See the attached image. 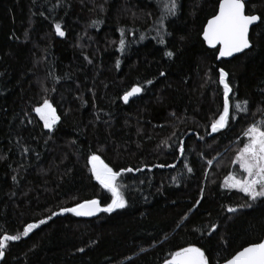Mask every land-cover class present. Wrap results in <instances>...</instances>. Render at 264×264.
<instances>
[{"label":"trees","instance_id":"1","mask_svg":"<svg viewBox=\"0 0 264 264\" xmlns=\"http://www.w3.org/2000/svg\"><path fill=\"white\" fill-rule=\"evenodd\" d=\"M220 2L176 0L173 15L169 0H0V239L46 221L12 241L2 264H163L188 247L219 264L261 242L264 199L224 182L239 170L244 131L264 120V0L246 3L261 20L251 49L230 60L202 38ZM221 69L230 105L248 111L231 107L212 133ZM134 86L141 96L125 103ZM44 99L61 117L51 131L34 111ZM92 155L120 173L127 207L65 212L112 202Z\"/></svg>","mask_w":264,"mask_h":264},{"label":"snow or ice","instance_id":"2","mask_svg":"<svg viewBox=\"0 0 264 264\" xmlns=\"http://www.w3.org/2000/svg\"><path fill=\"white\" fill-rule=\"evenodd\" d=\"M165 7L169 14L174 15L177 7L176 0H169V3ZM260 20L261 17L258 15L245 14L244 0H221L218 14L207 22V27L203 32V39L210 47L215 48L217 45H221L219 56L229 57L251 46L249 42L250 26ZM55 31L60 36L64 35L59 23L55 25ZM161 43H163V40H161ZM123 49L124 40L121 39L120 50L123 51ZM166 55L172 57L174 54L167 52ZM160 75L163 76L164 73L162 72ZM227 75L221 69L220 82L224 85L223 110L219 118L211 123L212 133L220 132L228 126L231 107H234L237 112L247 113L248 111L247 101L236 103L234 106L230 105L229 93H231L232 89L225 82ZM148 83L151 84L152 81H148ZM141 91V87H133L123 96L124 102L127 103L129 97ZM34 111L43 121L44 127L50 131L60 119L56 114V109L48 99H44L42 105L36 107ZM243 135L247 137V142L239 149V154L235 157L234 163L239 166L244 175L240 178H237L236 175H229L224 183L226 187L235 188L244 193L252 201L264 199V120L254 122L251 126L247 127ZM179 151L181 154L185 151L182 143L179 146ZM90 163L92 164V172L96 180L111 192L112 202L106 207H101L100 201L93 199L78 204L76 207L64 209L63 211L72 212L76 216H92L98 211L111 213L117 209L127 207V201L116 183L120 173L113 171L112 168L104 164L99 156L92 155ZM157 167H164V165H157ZM170 167H174V165H170ZM127 171L131 172L133 170L129 168ZM188 171L191 172L192 169L188 168ZM202 198L203 192H201ZM228 211L235 212L237 209L228 208ZM56 215H59V213ZM44 223L46 221L41 220L39 224L27 225L20 235H4L0 239V259L4 258L5 249L8 247L9 242L20 240L21 235L28 236L31 230L38 228ZM215 230L216 228L213 227L212 231L214 232ZM80 251H83V249H80ZM165 264H208V259L200 248L188 247L176 252ZM226 264H264V242H258L249 247H245L231 259H228Z\"/></svg>","mask_w":264,"mask_h":264},{"label":"water","instance_id":"3","mask_svg":"<svg viewBox=\"0 0 264 264\" xmlns=\"http://www.w3.org/2000/svg\"><path fill=\"white\" fill-rule=\"evenodd\" d=\"M250 0H244V3H245V14H247V11H246V3L247 2H249ZM221 3V2H220ZM219 3V4H220ZM218 11H219V6H218ZM218 11H217V13H216V15L218 14ZM255 15H257V14H255ZM259 16V15H258ZM213 18V17H212ZM212 18H210V19H212ZM209 19V20H210ZM208 20V21H209ZM259 22L260 21H258L257 23H255V24H253L252 26H250V29H249V42H250V47L249 48H247V49H245L244 51H242V52H238V53H234L232 56H229V57H220L219 56V54H218V60H230V59H233L234 57H236V56H238V55H241V54H243L244 52H246V51H248L249 49H251V47H252V43H251V40H250V34H251V30H252V28L254 27V26H256L257 24H259ZM206 27H207V23H206V25H205V28H204V30L206 29ZM204 32V31H203ZM202 38H203V35H202ZM204 40V39H203ZM205 41V40H204ZM205 43H206V46L209 48V49H217V48H221V45H217L215 48H213V47H210L208 44H207V42L205 41ZM134 87H137V86H134ZM133 88V87H132ZM131 88V89H132ZM131 89H129L127 92H129ZM126 92V93H127ZM125 93V94H126ZM124 94V95H125ZM141 94H142V91L140 92V93H138V94H136V95H134V96H131V97H129V100H128V102L127 103H130L132 100H134V99H136V98H138V97H140L141 96ZM123 95V96H124ZM124 101V100H123ZM56 114L59 116V114H58V112H57V110H56ZM59 121L57 122V123H59L60 122V120H61V117L59 116ZM56 123V124H57ZM101 160V159H100ZM102 161V160H101ZM103 162V161H102ZM104 163V162H103ZM105 164V163H104ZM101 206V205H100ZM100 212L98 211L95 215H92V216H83V217H94V216H97L98 214H99ZM261 242H264V237H263V239L261 240ZM249 246H251V245H249ZM249 246H247V247H249ZM244 249V248H243ZM242 249V250H243ZM242 250H240V251H242ZM238 253V252H237ZM236 253V254H237ZM5 255H6V252H5ZM5 255H4V258L3 259H0V264H2L3 263V261H4V259H5ZM232 258V257H231ZM230 258V259H231ZM163 264H165V262L163 263ZM219 264H226V261L225 262H222V263H219Z\"/></svg>","mask_w":264,"mask_h":264},{"label":"rangeland","instance_id":"4","mask_svg":"<svg viewBox=\"0 0 264 264\" xmlns=\"http://www.w3.org/2000/svg\"><path fill=\"white\" fill-rule=\"evenodd\" d=\"M233 175H236L237 178H240V177L243 176L244 174L242 173V171H241L240 168H239L238 172H237V173H234ZM224 184H225V183H224ZM228 188H229V187H228ZM231 189H235V188H231ZM34 229H35V228H34ZM34 229H33V230H34ZM33 230H31V231H33ZM31 231H30V232H31ZM30 232H29V233H30ZM19 235H20V234H19ZM22 236H23V235H21V237H22ZM10 243H11V242L8 243V246H9Z\"/></svg>","mask_w":264,"mask_h":264}]
</instances>
